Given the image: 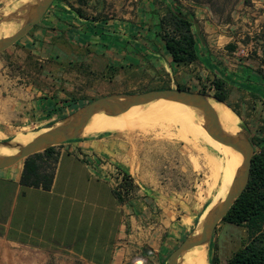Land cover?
<instances>
[{
    "label": "crops",
    "instance_id": "1",
    "mask_svg": "<svg viewBox=\"0 0 264 264\" xmlns=\"http://www.w3.org/2000/svg\"><path fill=\"white\" fill-rule=\"evenodd\" d=\"M100 1L59 0L58 9L53 6V13L40 24L45 21V26L66 31L68 49L80 52V61L96 70L157 62L167 75L195 68L210 82L221 79L228 94L225 104L237 109L240 120L264 123V44L250 59L241 58L239 34L231 32L243 27L245 44L264 33V0H240L230 23L220 22L210 9L190 0H131L132 17L111 21L96 17ZM168 8L189 14L193 21L199 59L189 66L172 63L159 35V18ZM103 32L110 33L109 39ZM56 103L38 99L34 106L41 115L54 111ZM121 145L113 138L68 142L54 149L56 163L43 151L0 170V264H130L139 254L150 264H165L166 254L194 233L203 215H180L178 194L170 195L162 182L152 188L140 186L138 193L142 189L143 195L127 202L118 200L112 166L89 164L82 154L94 161L113 160ZM33 170L39 187L32 186ZM24 175L30 185L23 184ZM48 175L54 177L51 187L44 189L43 177Z\"/></svg>",
    "mask_w": 264,
    "mask_h": 264
},
{
    "label": "rangeland",
    "instance_id": "2",
    "mask_svg": "<svg viewBox=\"0 0 264 264\" xmlns=\"http://www.w3.org/2000/svg\"><path fill=\"white\" fill-rule=\"evenodd\" d=\"M26 1L0 0V23L7 15L8 9L10 14L15 7ZM58 1H55L47 14L53 13V6L58 9V5H55ZM130 1L101 0L98 3L101 11L96 17L111 21H127L126 16L132 17ZM23 11L24 8L18 14L19 17H23ZM15 13L16 11L13 12ZM40 22L26 36L0 54V144L31 141L48 127L71 117L77 111L72 107L74 103L79 106L101 97L178 89L181 86L191 92L214 98L212 82L209 78L200 75L201 73L195 68L185 69L183 75H177L178 72L167 75L159 63L150 62L148 65L141 63L96 70L80 61V52L68 49L66 31L45 26L48 24L45 21L41 24ZM69 24L75 27L73 23L69 22ZM237 28L234 27L231 32H237L242 42L246 31H243L240 25ZM111 29L113 32L119 30V28ZM107 30L111 32L110 28ZM109 34L102 33L106 37L105 40L109 39L107 38ZM30 86L32 89H29ZM49 98L57 102L58 107L56 106L55 112L37 114L34 104L38 99ZM136 109L140 110L139 112L161 111L154 108ZM249 109L255 110L254 107ZM53 117L55 120L52 119ZM196 117L205 118V116ZM104 119L110 117L101 113L90 123H100ZM168 125L158 122L151 130V125L147 128L144 122L139 121L132 126L133 129L130 127L132 130H128L127 127L124 128L125 132L121 129L122 132L115 130L83 133L79 139L71 142L113 138L122 144L113 160L100 158L94 161L91 159L92 156L86 159L88 154H82V159L89 164L112 166L114 170L112 176L115 181L113 193L116 198L122 199L121 202H127L137 194L143 195L142 192L145 191L141 189L142 192L138 193V188H152L155 182H162L164 185L167 183L170 195L178 194L176 198L182 203L179 206L183 208L180 215L200 213L201 216L215 199L224 195L219 190L228 156L222 145L205 140L200 134H190L188 140L182 139L175 126ZM240 126V133L249 135L252 140L264 137V123L261 121L241 120ZM254 147L256 150V146ZM246 238L247 231L244 227L219 223L209 243L210 264L213 260L216 264H228V260L242 247ZM183 241L166 254L165 264H168V258Z\"/></svg>",
    "mask_w": 264,
    "mask_h": 264
},
{
    "label": "water",
    "instance_id": "3",
    "mask_svg": "<svg viewBox=\"0 0 264 264\" xmlns=\"http://www.w3.org/2000/svg\"><path fill=\"white\" fill-rule=\"evenodd\" d=\"M55 1L38 0L36 3L27 6L28 15L25 19V24L13 36L0 40V54L26 36L45 17ZM16 17H19L17 12L11 16H5L2 22ZM207 97V95L202 93L181 89H163L98 98L77 110L68 119L48 127L44 133L36 137L31 143L20 147L17 154L9 157H0V170L10 168L32 155L45 151L47 148L79 139L92 118L99 112L115 117L126 113L133 107L147 105L157 100L174 101L200 109L206 119L204 127L207 132L218 142L240 152L244 162L227 198L208 213L201 234L197 237L194 234L187 237L168 258V264H177L179 257L184 252L196 246L210 243L219 223L224 220L232 206L246 190L250 181L252 160L255 155L253 140L249 135L239 132L236 137H230L224 133L217 114L208 103ZM214 99L217 100L215 97ZM0 145L11 147L12 142H4Z\"/></svg>",
    "mask_w": 264,
    "mask_h": 264
},
{
    "label": "trees",
    "instance_id": "4",
    "mask_svg": "<svg viewBox=\"0 0 264 264\" xmlns=\"http://www.w3.org/2000/svg\"><path fill=\"white\" fill-rule=\"evenodd\" d=\"M190 1L197 7L210 9L214 16L222 23H230L232 21L233 11L240 2V0ZM78 3L86 4L87 0H78ZM73 9L81 17H85L80 7H74ZM157 26L160 30L159 35L165 42L166 49L172 57L173 64L177 66H189L198 61L197 37L189 14H183L181 11L178 13L168 8L165 15L159 18ZM262 38L264 39V36ZM245 42L247 43L248 39H245ZM213 87L215 89L214 97L220 102L227 103L226 83L221 79H215L212 82ZM178 89L189 91L187 88L181 86ZM86 104L77 106L74 103L72 107L76 111ZM233 111L239 115L235 109ZM253 142L256 150L252 160L249 184L222 221L227 224L244 227L247 231V238L242 247L231 256L228 264H264V137L253 138ZM56 147L47 148L43 152L54 163L58 160L54 152ZM41 154L37 153L35 155ZM31 174L34 176L33 180H35L32 186L39 187V176L36 174V171H31ZM53 177L54 175L45 176V179L43 177L44 189L51 187ZM23 184L30 185L27 179H25V175ZM118 199L122 201L121 198ZM212 264H216L215 260H213Z\"/></svg>",
    "mask_w": 264,
    "mask_h": 264
},
{
    "label": "bare ground",
    "instance_id": "5",
    "mask_svg": "<svg viewBox=\"0 0 264 264\" xmlns=\"http://www.w3.org/2000/svg\"><path fill=\"white\" fill-rule=\"evenodd\" d=\"M37 1L38 0H27L26 2L15 7L10 14H8L9 9L7 10V13H6L7 15H11V14L14 15L13 12L16 11L19 14L22 8H24V11H23L24 15L23 17H16L9 21H6V22L3 21L0 23V25L2 24L0 26V40L3 38H8V37L13 36L14 34H16V32H18L22 28V26L25 24V21H26L25 19L27 18V15H28L27 6L34 4ZM207 100H208V103L211 105V107L216 112L220 126L222 130L224 131V133L230 137H236L241 130V126H240L241 120L237 116V114L223 102H219L215 100L214 98H209V97L207 98ZM136 108H139V109L154 108V109H161V111H159L158 113H154L151 111L139 112L140 110ZM101 113L102 112L97 113L90 122L95 121ZM196 116H204V113L198 108L187 106V105H184L178 102L168 101V100H157V101L148 103L147 105L133 107L122 115L115 116V117L109 116L110 119H104L100 121V123H95V122L89 123L83 132L86 134L87 133L88 134L101 133V132L115 131V130H119L121 132L123 130L125 132L124 128L127 129V127H129L128 130H132L133 129L132 126H134V124L139 121L144 122L145 126L147 125L146 126L147 128L149 125H151L152 127L151 128L149 127V128L152 130V128L156 126L158 122L159 123L164 122V123L169 124L168 125L169 127H173L172 126L173 124L175 126V129L178 130L179 132L178 134L182 137V139L184 138L188 140L190 134L192 135L200 134L205 140H211L215 144L222 145L228 156L226 166L223 171L222 185L220 186V190H219L220 193L224 195L215 199L207 207L206 211L204 212L201 218L200 223L198 224V227L193 233L195 237L201 234L208 213L212 209H214L217 205H220V203L227 198L230 192V189L234 183V180L239 170L242 168L243 162H244L243 156L240 152L218 142L207 132V130L203 127V124L206 122L205 118H198ZM142 124L143 123H141L140 125ZM130 127H132V129ZM136 127H134V129ZM45 131L46 130H44L40 134L44 133ZM39 135H37V137ZM33 140L25 141V142L23 141L22 142H12L11 147H5V146L0 145V157H9V156H13L17 154L20 147H24L28 145ZM209 247H210L209 243H205V244L196 246L184 252L179 257L177 264H210V261H209V249L210 248Z\"/></svg>",
    "mask_w": 264,
    "mask_h": 264
},
{
    "label": "built area",
    "instance_id": "6",
    "mask_svg": "<svg viewBox=\"0 0 264 264\" xmlns=\"http://www.w3.org/2000/svg\"><path fill=\"white\" fill-rule=\"evenodd\" d=\"M264 36V33L249 36L250 41L248 44H245V38H243L241 45L238 50V54L241 58L244 59H250L254 55H256L258 52L261 51L262 45L264 44V39L262 38ZM131 264H150L149 259L145 255H138L134 257L131 262Z\"/></svg>",
    "mask_w": 264,
    "mask_h": 264
}]
</instances>
